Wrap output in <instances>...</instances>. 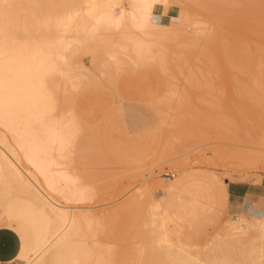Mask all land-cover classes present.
Segmentation results:
<instances>
[{"label":"bare ground","instance_id":"obj_1","mask_svg":"<svg viewBox=\"0 0 264 264\" xmlns=\"http://www.w3.org/2000/svg\"><path fill=\"white\" fill-rule=\"evenodd\" d=\"M225 1L228 0H215L214 2L203 0V4L200 3V5H203L204 9L206 8L209 13H212L211 17L213 19H215V16L223 18ZM171 3L169 0H0V227L12 230L19 238V251L16 257L12 258V261H18L17 264H114L115 256H113L111 250V240L109 241L99 233L103 229L106 218L101 215L102 213L98 214L93 210L90 206L93 204H83L88 200L87 197H91L93 193L89 190L90 187L87 188L88 185L83 186L81 184L80 177L71 172L72 169L69 168V153L72 150L77 152L80 150L79 142L82 133V127L75 109L78 110L80 107L82 110V107L79 106L81 104L79 95L81 98L85 89L90 88V86L85 87L87 82L83 84L85 89L79 87L82 77L85 76H83V71H76V68H82L81 65L76 64V58H78L76 53H80V50L86 45L90 51L93 50L94 52L95 49L90 48L92 42L95 44L99 41L103 43L110 42L118 47H104L105 50H103L112 62L118 61L120 55H123L124 58L129 59L128 62L132 61L133 66H136L135 64L147 62V60H151L150 58L155 57L152 54L154 43L157 41L165 43V39L162 41L159 39L165 38V35L168 37L167 34L177 30L185 31V25L187 24L194 26V33L188 35L180 32V36L185 41L187 40L193 46L197 45L198 47L201 40L208 41L211 44L215 39V35L213 31H208L211 27L210 23L206 21L207 19L203 20V18L200 19L198 16L190 14L184 10L185 7L181 11L179 10V20L177 22L168 21L174 8ZM158 5L163 6L161 12L156 10ZM220 10L223 16L219 13L214 15L215 12H220ZM104 31H108L106 32L108 35L104 33L102 37L101 33ZM177 36L179 37V35ZM182 37L180 38L182 39ZM159 42L158 44H161ZM174 42H176V39ZM167 44L169 45V43ZM81 46L82 48H79ZM78 48L80 50L77 52ZM161 48L166 49L164 45ZM88 49L86 50L88 51ZM238 50L237 54L233 53L236 62L248 69L247 67L252 63V57L254 56H251L252 54L248 52H242L244 50L242 46ZM87 51L83 50V53L86 52L84 54H87ZM90 51L91 57L92 54L95 57V52ZM204 51L203 48L199 50L203 54ZM199 52H197V55H200ZM79 53L77 55L79 58L84 55L81 54L82 50ZM160 53L162 52L160 51ZM100 54L99 50V56L102 55ZM165 54L166 52L163 56ZM197 55L195 54V56ZM99 59L101 58L99 57ZM120 59L118 62L122 63V58ZM97 60V57L96 60L93 59V61ZM99 61L98 63H100ZM98 63L93 62V66L94 64L98 65ZM90 64L92 65V62ZM114 65L116 64L114 63ZM149 65L151 71L152 66ZM129 67L128 65L129 70L126 71L125 69L123 71L126 75L120 72L122 75L115 77L117 81L123 75L127 78L132 77L130 74L134 68L130 70L132 67ZM139 68V72L136 73L137 70H135L133 76L140 78L144 76L145 78L146 75V80H148L147 78L150 79L152 74L155 73L156 75L158 69H155L156 72L148 76V69L144 68L147 70V74H145L143 66ZM108 69L105 68L110 72V69ZM112 70L115 71L117 68L115 70L112 68ZM261 70H264L263 62ZM99 72L102 73V71ZM126 72H129L130 74H128L131 77ZM90 73L92 72L90 71ZM87 75L89 74L87 73ZM144 78H141V80H144ZM117 86L121 85L118 84ZM117 86L115 85V88ZM154 87H156L155 84ZM77 88L84 91H80L83 94H78V89L77 99L74 100L75 107L73 108L68 104L71 101H68V99V103H66L63 95H67V93L71 95L73 92L71 93L70 90L74 91ZM135 88L137 89V87ZM93 89L85 91L86 95H84L88 103L86 101H82V103L86 106L90 100L95 101L94 99H99V96L101 98L100 93L102 94L105 90V88L102 91L100 88L97 90V86ZM67 90L70 92H66ZM104 94L106 95V93ZM70 95L67 97L72 98ZM90 95L96 96L94 98L91 96L93 98L91 99ZM97 96L98 98H96ZM104 99L110 103L107 98ZM97 101L92 105L102 103V100L101 102ZM65 104L69 107H65ZM89 105L91 106V104ZM94 106L90 109L96 110L98 104L96 107ZM103 106L105 107V105ZM97 110L100 112L99 109ZM96 111L95 113L98 116ZM257 112L259 113V111ZM83 115V118H85V114ZM193 115L196 116L197 114L194 113ZM97 116L95 122L90 121L91 124L89 122V127H92H90L92 133L89 146L92 144V151L96 150L102 157L101 159L106 160L107 165L108 162L110 163L109 167L111 168L114 167L111 166L112 164L115 167L118 164L108 160L99 145V138L106 135V130L111 127L121 130V127H123L131 131V135L134 137L135 135L146 136L150 134L146 120V118H150V114L147 112L115 108L110 103L107 104L98 118ZM256 119L264 123L263 115L256 117ZM187 122L186 124L189 126L191 122ZM193 133L190 132L191 136H193ZM120 137L121 135L116 140L115 148L118 154L123 155L126 159L128 144L121 141ZM154 140L153 138L144 139L139 146L142 147L141 150L149 152L150 160L157 161L159 158L162 159L167 150L164 145L162 147L159 145L161 148L158 149L157 141ZM166 145L172 148L170 143ZM162 149H165V151H162ZM161 152L165 153L162 154ZM92 155L94 156V153ZM155 158L157 159L155 160ZM96 159L99 160V158ZM145 160L147 162V159H142L143 162L140 163H136L138 160H132L131 162H135V164L133 163L132 166L126 165V167L141 172L147 164L144 162ZM95 163H98V161ZM150 186L148 187L147 182L146 184H140L136 188V194L134 193L135 196L131 199V202L127 201L125 205H119L122 208L121 211H127L130 207H133V204L143 203L142 198L147 199V201L149 198L152 199ZM172 186L173 184H169L166 187L167 196H162L157 200L153 198L152 201H149L151 204L149 205L148 202L147 206L149 209L152 208L151 210L147 209L149 218L147 216L146 220L149 219L148 227H150V234L152 233L151 235L154 238V247H157L155 253H158V256L155 255L158 257L156 260L159 264L160 262L163 264H250L249 261H252L250 254H253L252 252L255 253L259 250L264 256V214H243L241 211L242 216L237 215L236 218L224 221L219 234L203 248H195L196 243L193 245L184 242L182 239L184 225L178 223L174 217L175 210L173 207L179 201L171 189ZM89 193L90 195H88ZM91 199L92 197L89 200ZM116 215L118 216V214ZM250 233H253L252 237H249ZM260 258L262 259V257ZM257 259L254 264H256V261H261V259ZM0 264H2L1 261Z\"/></svg>","mask_w":264,"mask_h":264},{"label":"rangeland","instance_id":"obj_2","mask_svg":"<svg viewBox=\"0 0 264 264\" xmlns=\"http://www.w3.org/2000/svg\"><path fill=\"white\" fill-rule=\"evenodd\" d=\"M214 1L211 0V2ZM169 2H172L171 4L174 8L173 12L169 15L168 21L173 20L174 22H177L179 20L178 12L184 7V10L190 14L196 15L200 19L203 18V20L207 19L206 21H208L211 26L208 31H213L215 35V39L211 42V44L208 41L201 40L202 42L200 41L199 45V47H201L199 48L197 45L193 46L192 43L187 42V40L185 41L184 38L180 36V32L183 34L187 33L188 35H193L194 33V26L187 24L185 25V31L177 30L174 31L175 33L173 32L167 34L168 37L165 35V38L162 37L159 39L161 41L165 39V43L162 41L164 44L159 41L153 44L154 47L152 46V48L154 50L152 49V54L155 56L154 58H150L151 60H147V62L144 61L145 63L140 62L135 64L136 66H133L134 63L132 61L128 62L129 59L127 57L124 58L123 55H120L121 57H119L118 60L120 61V58H122V63L118 61L112 62V60L107 57L104 51L105 48L112 46H114V48L118 47L113 45V43L108 42V44L99 41L98 43L100 44L96 43V45L92 42L93 46L90 43V48L95 50L98 49L97 51L94 50L95 53L93 50L90 51L87 45L81 49L82 53L79 49L82 48V46L77 49V52L80 50L81 54L86 53H83V50L87 51L86 49H88V53L81 55V59L77 56L79 52L76 53V57H78L76 58L77 61L75 60L76 64L81 65L82 67L76 68V71H83V76L85 77H82L79 87L85 89L86 86H90V88L86 87V92L89 89L95 88V86H97V90L100 88L101 91L105 88L103 93H100L101 98L99 96V99H97L99 101L94 99L97 102H101L102 100L103 104L95 103L96 105L94 106L92 103L95 101L90 100L89 104H91V106L89 104H87V106L86 104L84 105L82 101L84 102L87 99L85 96L86 92L80 88H77L74 91L70 90L71 93L73 92V95H70V93L63 95L65 102L68 103L67 100L69 99L68 101H71L68 103L69 106L74 108V100L75 98L77 99L76 96L78 94H83V92L80 93V91H84L85 94H83L81 98L79 95V100H81V104L79 106L82 107V110L80 107L79 109L81 111H78L79 109H75L76 115L79 119L78 121L82 127V142L80 140V150L78 152L76 150H72L71 153H69V168L73 170H70L71 172L80 177L81 184L83 186L88 185L87 188L90 187L91 189L89 190L93 193L91 195L92 199L89 200L91 197H87L88 200H86L83 204H93L90 205L93 210L98 214L102 213L101 215H104L106 218L104 220L105 223L103 229L102 231H99V233L106 237L109 241L111 240V250L113 252V256H115L114 264H156V262L159 264L156 260L158 259V257H156L158 253H155L157 251V247H154V238L153 235H151L152 233L150 234V227H148L149 219L146 220L149 214L147 213V209H149L147 208L148 202L152 201L153 198L154 200H157L162 196H167L166 187L169 184H181V180L183 178V174L181 172H187V168H206L222 178H228L229 180L234 181L260 183L264 186V123H261L256 119V117L260 115H263L264 117V70H261L262 62L264 64V0L225 1L224 3H226V5H223L224 14L221 13V10L220 12L217 11L214 14L217 15L219 13L221 16L224 15V17L217 18L215 16V19L211 17L212 13H209V10L206 8L204 9L202 7L203 5H200V3L203 4V0H169ZM156 10L157 12H161L163 10V6L158 5ZM106 32L108 31H104L101 35L104 33L108 35ZM170 35L171 38L169 39ZM177 35H179V37ZM104 37L106 36L104 35ZM180 37H182V39ZM175 39L176 42L181 39V42L178 41L176 43L174 42ZM158 42L161 44H158ZM167 43H169V45ZM170 44L172 45L170 46ZM163 45L167 51L170 49L173 50L167 52L165 51L166 49L161 48ZM240 46L244 49L242 52H248L252 54L251 56H254L252 57L253 64L251 63L249 67H247L248 69L242 66V64H238L235 60V54L239 52L238 49ZM202 48L205 50L204 54L203 52H199ZM99 50L101 54L106 57L101 54V56H99ZM195 50L199 52L198 54L200 55H197ZM89 51L93 52L96 56L94 57L92 54L91 57ZM160 51L162 53H160ZM165 52L168 54L163 56ZM156 53L159 55L158 57H156ZM195 54L197 56H195ZM96 57L100 60V63H98V60L93 61L94 58L96 60ZM99 57L101 59H99ZM155 58L158 59L156 60ZM89 59L92 60L90 61ZM106 59L109 60L107 61ZM104 60L110 63H107ZM91 62L92 65L90 64ZM93 62L98 63V65L94 64L95 67L99 66L96 67L97 69L93 66ZM114 63L116 65H114ZM106 65L107 67H105ZM128 65L130 67L133 66L132 68L129 67L130 70L134 68L131 74L128 72L132 77L126 72L131 78L124 77L126 74L123 71H125V69L126 71L129 70ZM148 65L152 66V72L150 71L151 68L148 67ZM109 66L114 70L117 68V70L113 71ZM142 66L144 72L147 71L145 69H148V72L150 73H148V76H150L153 72H156L155 69L157 68L158 74H152L153 77L151 76L150 79L147 78L149 81L146 80V75L145 78L141 75L143 76L141 78H144V80H141L138 76H133L134 71L137 70L136 73L139 72L138 68H142ZM118 67L120 68L119 70ZM84 68L87 70L85 71ZM89 68L91 70H88ZM105 68H109L110 70H108L110 72L105 70ZM90 71L92 73H90ZM99 71H102V73ZM111 71L112 73L115 72V76L111 73ZM120 72L124 73V75L123 77L118 78L117 81V78L115 77H118L121 74ZM87 73L89 75H87ZM145 74H147V72ZM85 83L86 85L84 87L83 84ZM117 83L121 86H117ZM154 84L156 87H154ZM115 85L117 88H115ZM149 86L150 91L148 90ZM135 87H137V89ZM68 91L69 90L66 92ZM104 93H106V95ZM68 94L72 96L73 101L72 98L67 97L69 96ZM88 94H90V92H88ZM91 96H93V98L95 97L94 95H90L89 97L91 98ZM103 96H105L104 98H107L115 108H127L135 112L144 111L150 114V118H146L150 134L146 136L135 135L134 137L131 135V131L128 130L127 138L125 135L120 137L121 141H125L128 144L125 155L126 159H131V161L138 160L136 163H140L142 159H147V162L146 160L144 161L147 164L141 172L137 169L136 172L135 170L126 167V165L132 166L135 162H126L127 164L125 163L122 166L117 165L116 167L111 163V166H114L111 168L109 167L110 163L108 162L107 165L106 160H102V157L96 152V150L92 151V144L89 146L91 143L90 135L92 133V130L90 129L91 126L89 127V122H95L94 120H96L97 116L95 111L97 109L100 110V112L98 110L96 111L98 112V116H100V113L102 114L107 104H110L109 102H106L107 100L102 98ZM83 98L84 100H82ZM96 98H98V96ZM103 99L106 102L105 104ZM103 105H105V107ZM69 106L65 104V107L68 108ZM93 106H97L98 108L96 107V110L93 108L90 109V107ZM256 110L259 111V113ZM194 113L197 115L194 116ZM83 114H85V118H83ZM191 119L193 120V123ZM188 120L190 121L187 122ZM186 122H191V126H188ZM189 131L196 134L193 133V136H191L192 134H190ZM147 138L155 139L154 141H157V144L160 142L161 147L164 145L168 152L165 151V149H162V151L166 152H161L162 154L165 153L164 156H162V159L159 158L157 161L150 160L149 152L141 150L142 147L139 145ZM169 143L172 148L166 145H169ZM92 153H94L95 160ZM96 158H99V160ZM68 159L67 161L69 163ZM156 159L157 158H155V160ZM96 161H98V163H95ZM106 165L108 166L107 169L105 168ZM167 171L176 173V176L174 178H168V176L165 175V172ZM146 182L148 187L151 185V188L149 189L152 191V199L149 198L147 201V199L144 200L142 198V201H144L143 203H139V205L133 204V207H130L127 211L124 210L125 212H122V204L125 205V202L127 201L131 202V199L136 194V188L140 184H146ZM176 187L180 188L181 185H176ZM88 195H90V193ZM150 204L151 203L149 202V205ZM151 209L152 208L149 210ZM118 211L120 212L118 213ZM116 214H118V216ZM241 214L242 212L238 214V216H242L244 213L242 215ZM108 216L109 218L107 219ZM174 217L178 223L184 225V231L182 233L183 241L193 245L196 243L194 245V247L196 246L195 248H203L219 234L224 221L226 222V220L236 218L237 216L227 214L220 219V221H217L215 225L204 230L190 228L185 224V222L179 219L176 213L174 214ZM252 234L253 233H250L249 237H252ZM256 245L258 246V244ZM252 253L253 254H250V257L252 258L253 264L256 258L260 260V257H262V259L259 262H264V256H262V253L259 250ZM220 256H222V254ZM252 261H249V263L252 264ZM259 262L256 261V264H260ZM17 263L18 261H14L10 264ZM161 263L162 262H160V264Z\"/></svg>","mask_w":264,"mask_h":264},{"label":"crops","instance_id":"obj_3","mask_svg":"<svg viewBox=\"0 0 264 264\" xmlns=\"http://www.w3.org/2000/svg\"><path fill=\"white\" fill-rule=\"evenodd\" d=\"M120 135H125L127 138V128L121 127V130H118L111 127L106 130L105 136L99 138V145L108 160L122 166L131 160L127 161L123 155H119L115 148L116 140ZM159 145L160 142L158 147ZM186 171L188 173L181 172L182 183H174L171 189L179 201L173 207L175 213L190 228L204 230L215 225L227 214L237 216L241 211L246 214H264L263 184L229 180L201 167L187 168ZM19 244V238L15 232L6 227H0L2 264L14 262L12 258L16 257Z\"/></svg>","mask_w":264,"mask_h":264},{"label":"built area","instance_id":"obj_4","mask_svg":"<svg viewBox=\"0 0 264 264\" xmlns=\"http://www.w3.org/2000/svg\"><path fill=\"white\" fill-rule=\"evenodd\" d=\"M165 175L168 176V178H174L176 176V173L171 172V171H167V172H165Z\"/></svg>","mask_w":264,"mask_h":264}]
</instances>
